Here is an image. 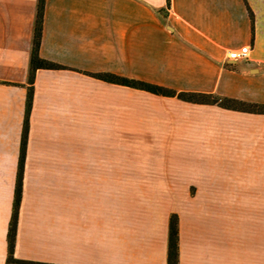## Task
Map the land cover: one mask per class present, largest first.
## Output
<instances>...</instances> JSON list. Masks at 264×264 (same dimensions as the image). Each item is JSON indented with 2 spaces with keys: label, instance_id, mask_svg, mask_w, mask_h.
I'll return each instance as SVG.
<instances>
[{
  "label": "crops",
  "instance_id": "0c3cea01",
  "mask_svg": "<svg viewBox=\"0 0 264 264\" xmlns=\"http://www.w3.org/2000/svg\"><path fill=\"white\" fill-rule=\"evenodd\" d=\"M38 0H0V264ZM249 47L232 61L231 51ZM11 264H264V0H45Z\"/></svg>",
  "mask_w": 264,
  "mask_h": 264
},
{
  "label": "trees",
  "instance_id": "16d2710c",
  "mask_svg": "<svg viewBox=\"0 0 264 264\" xmlns=\"http://www.w3.org/2000/svg\"><path fill=\"white\" fill-rule=\"evenodd\" d=\"M170 0H167V7H169ZM45 0H38L36 19L34 25L33 41L30 55V69L28 75V90L25 103V114L23 131L20 145V158L18 163V172L16 179L15 200L13 205L12 219L9 225L8 232V264L16 262L12 257L13 246L17 229V215L21 198L22 176L24 167V156L28 136V121L33 101V82L35 72L39 69H60L62 66L42 59L39 56V47L42 35V21L44 14ZM94 77L105 82L123 85L131 89L148 92L154 95L163 97H175L181 101L193 104L217 105L224 109L264 114V105L246 103L232 98H222L212 94L193 93V92H176L158 85L146 83L143 81L129 79L124 77H117L111 74H96ZM167 264H178V217L173 214L169 219L168 227V258Z\"/></svg>",
  "mask_w": 264,
  "mask_h": 264
},
{
  "label": "built area",
  "instance_id": "2783aa9c",
  "mask_svg": "<svg viewBox=\"0 0 264 264\" xmlns=\"http://www.w3.org/2000/svg\"><path fill=\"white\" fill-rule=\"evenodd\" d=\"M249 49V47H242L239 50L231 51L228 58L232 61L244 60L248 57Z\"/></svg>",
  "mask_w": 264,
  "mask_h": 264
}]
</instances>
